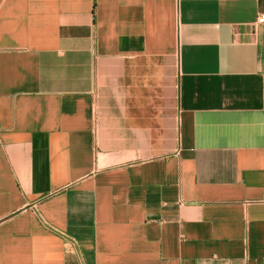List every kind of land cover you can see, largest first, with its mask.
<instances>
[{
	"label": "crops",
	"instance_id": "1",
	"mask_svg": "<svg viewBox=\"0 0 264 264\" xmlns=\"http://www.w3.org/2000/svg\"><path fill=\"white\" fill-rule=\"evenodd\" d=\"M261 14L0 0V264H264Z\"/></svg>",
	"mask_w": 264,
	"mask_h": 264
},
{
	"label": "built area",
	"instance_id": "2",
	"mask_svg": "<svg viewBox=\"0 0 264 264\" xmlns=\"http://www.w3.org/2000/svg\"><path fill=\"white\" fill-rule=\"evenodd\" d=\"M258 24H264V14H261L258 18V21H257ZM57 232H59L62 236L66 237V234L64 232H60L58 230H55Z\"/></svg>",
	"mask_w": 264,
	"mask_h": 264
}]
</instances>
